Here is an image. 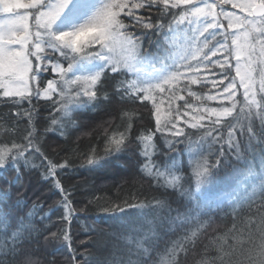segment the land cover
<instances>
[{
  "label": "snow or ice",
  "instance_id": "snow-or-ice-1",
  "mask_svg": "<svg viewBox=\"0 0 264 264\" xmlns=\"http://www.w3.org/2000/svg\"><path fill=\"white\" fill-rule=\"evenodd\" d=\"M113 102H139L154 126L137 131L136 113L125 108L120 123L104 129V155L93 147L85 163L93 170L129 152L127 163L160 195L147 203L97 198L104 214L137 210L121 237L127 247L103 257L90 251L91 234L80 240L83 251L73 247L77 210L60 179L73 161L49 157L43 142L47 133L63 135L74 113ZM221 169L238 178V191L227 206L209 209L196 194ZM34 171L61 198L38 222L42 202L14 224L0 210L8 249L0 264L35 232L66 245L72 264H149L153 253V264H183L181 253L196 247L218 212L231 215L232 227L197 264H264V0H0V203L16 188L15 205L25 204L21 178Z\"/></svg>",
  "mask_w": 264,
  "mask_h": 264
},
{
  "label": "trees",
  "instance_id": "trees-1",
  "mask_svg": "<svg viewBox=\"0 0 264 264\" xmlns=\"http://www.w3.org/2000/svg\"><path fill=\"white\" fill-rule=\"evenodd\" d=\"M41 103L43 104L44 102L42 101ZM125 108L136 113L135 119L138 122L135 124V128L137 131L145 128L149 122L154 126L150 112L145 110L139 102L135 106H122L116 102L112 104L101 103L95 110L84 109L74 113V123L67 127L63 135L59 132L47 133L43 142L44 151L49 157L63 162L64 157L69 156L73 161V167L67 171H62L60 175L63 185L73 194L74 207L77 210V217L73 219L71 225L73 247L83 251L84 246L80 244V240L91 234L96 244L89 246L90 251L103 257L119 253L127 247L121 237L129 234L127 222L132 219L129 214L137 210L127 209L126 213L104 214L96 206L97 198H99L98 202L100 204L113 201L119 203L126 199L134 203L141 201L147 203L152 197L160 195L159 191L150 185L147 178L142 179L127 163V161L132 160L129 152H122L119 156L108 157L101 161V167L93 170H90L84 161V157L91 154L93 147L97 148L98 155H104V129L109 127V122H111L113 127L120 123V113ZM148 109H151L150 103L148 104ZM47 115L46 111L41 112L40 131L42 133L43 121ZM139 117L144 119L140 120ZM110 133L111 128H109ZM160 143L162 144L163 142L161 141ZM36 163L39 164V160ZM187 163V157L185 156L184 167L190 175ZM7 179H11V174L8 175ZM237 179L229 169H221L196 194L198 200L209 209H216L217 206H227L228 201L237 194ZM21 185L28 189V199L25 204L15 205L17 199L16 188L12 189V197L8 204L0 203V210L9 213L13 224L17 218L28 213L34 202H42V208L37 217L38 222L39 215L48 212L50 208H55L56 201L61 198L59 194L56 196L52 195L49 191V185L42 179L38 171H34L30 175H24L21 178ZM185 186L187 187L188 185L186 184ZM4 187H6L5 179L0 178V190ZM206 189H209V192L211 191L213 194H217V196L203 200L201 191ZM133 197H135L134 200ZM169 198L172 201V206L176 207L175 201L179 199V194L171 195ZM89 200H93V203L88 204ZM85 205H87V210L81 211V209L85 208ZM62 211V209H57V215L62 213ZM224 215V212H218L215 217L216 222L198 239L196 247L193 249L189 246L186 256L181 253L180 259L183 264H197L199 260L207 259L214 255L213 252L206 251V246H210L217 236L223 235L232 227L231 215L221 219ZM248 215L250 214L245 212L241 217V221L246 219ZM56 219V216H52L54 222ZM37 227L41 228L42 226L37 223ZM85 229H88V233L85 232ZM4 240L5 238L0 235V259L3 258V252L8 250L5 247ZM167 244L168 240L160 241V251ZM156 255V253H153V259L149 261V264H153ZM26 258H31L35 264H53V262L54 264H72L66 245L62 242L46 244L43 235L39 232L33 233V240L26 243L15 258L9 257L5 264H24Z\"/></svg>",
  "mask_w": 264,
  "mask_h": 264
},
{
  "label": "rangeland",
  "instance_id": "rangeland-1",
  "mask_svg": "<svg viewBox=\"0 0 264 264\" xmlns=\"http://www.w3.org/2000/svg\"><path fill=\"white\" fill-rule=\"evenodd\" d=\"M204 189H205V187H204ZM216 196H217V194H213V193H211V191L209 192V189H206L204 191L203 190L201 191V198L203 200H208L211 197H216Z\"/></svg>",
  "mask_w": 264,
  "mask_h": 264
}]
</instances>
